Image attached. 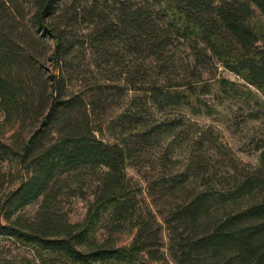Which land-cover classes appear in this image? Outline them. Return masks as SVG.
<instances>
[{"label": "trees", "instance_id": "1", "mask_svg": "<svg viewBox=\"0 0 264 264\" xmlns=\"http://www.w3.org/2000/svg\"><path fill=\"white\" fill-rule=\"evenodd\" d=\"M258 13L264 0H0V264H264V136L254 165L195 121L216 112L214 82L264 106ZM74 197L92 198L81 223Z\"/></svg>", "mask_w": 264, "mask_h": 264}, {"label": "rangeland", "instance_id": "2", "mask_svg": "<svg viewBox=\"0 0 264 264\" xmlns=\"http://www.w3.org/2000/svg\"><path fill=\"white\" fill-rule=\"evenodd\" d=\"M129 1V0H116ZM253 24L264 23V17L258 13L253 19ZM82 30L87 29L86 25H82ZM223 75L228 79L239 84L242 91L247 92L245 82L241 81L236 75L230 72H223ZM219 78V77H218ZM217 78V79H218ZM213 95L208 97L215 111L212 117L202 116L195 118L203 126H213L220 131L221 142L228 145L237 157L243 161L258 164L259 154L255 150V143L258 139L264 136V106L255 104L253 100H248L244 97L225 98V95L220 92L219 86L216 82L213 83ZM253 92L258 94L264 101V96L254 88ZM220 94L218 95V93ZM218 95V97H217ZM217 97V98H216ZM259 113V116H256ZM258 117V118H255ZM2 120V113L0 112V121ZM181 157L185 156V150L179 149ZM11 180L4 186L7 188H15L18 182L16 179L17 171L14 166L11 167ZM131 174L135 171L130 170ZM1 191V190H0ZM92 198L86 200L79 197L67 199L63 201V207L69 214L72 223H81L85 220L88 207ZM38 205H32L24 210L22 216L25 219H32L37 213ZM131 239L126 238L124 244H129Z\"/></svg>", "mask_w": 264, "mask_h": 264}]
</instances>
